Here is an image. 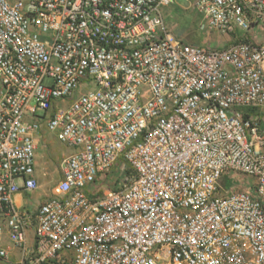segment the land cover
<instances>
[{"label":"built area","instance_id":"obj_1","mask_svg":"<svg viewBox=\"0 0 264 264\" xmlns=\"http://www.w3.org/2000/svg\"><path fill=\"white\" fill-rule=\"evenodd\" d=\"M42 128L71 150L34 203ZM3 236L15 264H264V0H0Z\"/></svg>","mask_w":264,"mask_h":264},{"label":"rangeland","instance_id":"obj_2","mask_svg":"<svg viewBox=\"0 0 264 264\" xmlns=\"http://www.w3.org/2000/svg\"><path fill=\"white\" fill-rule=\"evenodd\" d=\"M178 4L187 5L182 1H179ZM178 4L165 9V23L174 34L192 44L220 45L227 40L225 36L218 34L215 30L200 31L198 29L200 15L196 11L184 8L185 6H178ZM44 133L49 135L47 139L43 136ZM37 135L41 137L36 143L38 188L31 193L34 203L38 202L40 195L51 191L60 177L59 161L65 153L70 151L65 144L58 141L51 132L44 128ZM248 179L249 177L246 176L228 173L221 180V184L225 188L247 189ZM0 264H7L6 260H0Z\"/></svg>","mask_w":264,"mask_h":264},{"label":"crops","instance_id":"obj_3","mask_svg":"<svg viewBox=\"0 0 264 264\" xmlns=\"http://www.w3.org/2000/svg\"><path fill=\"white\" fill-rule=\"evenodd\" d=\"M225 38H227V37H225ZM43 136L47 139L48 138V134H43ZM40 137L41 136H38V135H36L35 136V142L36 143H38V141L40 140ZM71 150V149H70ZM38 155H37V157H36V155H35V160H36V167H37V165H38ZM37 174V173H36ZM33 196L32 195H30V198H32ZM2 243H3V245L5 246V247H7L9 250H10V255H9V258L6 260V263L7 264H15L16 263V260L18 259V257H19V250H18V248H16V247H13L12 246V244H11V242H10V240L8 239V237L7 236H3L2 238ZM0 260H2V259H0Z\"/></svg>","mask_w":264,"mask_h":264},{"label":"trees","instance_id":"obj_4","mask_svg":"<svg viewBox=\"0 0 264 264\" xmlns=\"http://www.w3.org/2000/svg\"><path fill=\"white\" fill-rule=\"evenodd\" d=\"M108 185H109L110 187H113V184H112V183H108Z\"/></svg>","mask_w":264,"mask_h":264}]
</instances>
